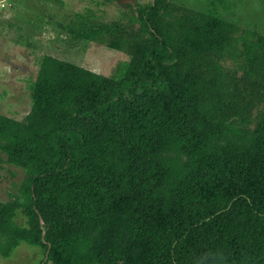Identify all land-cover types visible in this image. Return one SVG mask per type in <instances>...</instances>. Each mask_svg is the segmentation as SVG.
Segmentation results:
<instances>
[{
    "label": "trees",
    "instance_id": "trees-1",
    "mask_svg": "<svg viewBox=\"0 0 264 264\" xmlns=\"http://www.w3.org/2000/svg\"><path fill=\"white\" fill-rule=\"evenodd\" d=\"M130 21H71L127 60L105 76L41 54L28 112L0 114V150L29 161L27 226L0 202V256L23 242L40 264H264V36L171 0Z\"/></svg>",
    "mask_w": 264,
    "mask_h": 264
},
{
    "label": "rangeland",
    "instance_id": "rangeland-1",
    "mask_svg": "<svg viewBox=\"0 0 264 264\" xmlns=\"http://www.w3.org/2000/svg\"><path fill=\"white\" fill-rule=\"evenodd\" d=\"M151 1L0 0V114L20 120L28 112L29 85L41 54L111 75L118 63L127 60L125 51L106 47V33L90 40L80 36L81 30L67 29V25L74 21L77 28L84 24L93 30L97 24L116 22L135 32L130 21L134 5ZM171 1L230 22L252 37L264 36V0ZM263 110L260 105L253 115ZM28 166L26 158L0 150V202L14 208L13 221L22 227L27 226V217L19 206L18 190ZM43 256L42 248L21 242L8 257L0 256V264H40Z\"/></svg>",
    "mask_w": 264,
    "mask_h": 264
}]
</instances>
